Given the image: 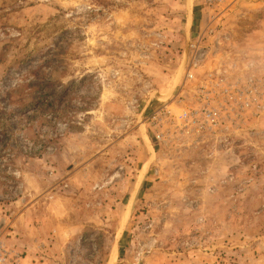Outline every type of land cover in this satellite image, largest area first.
I'll return each instance as SVG.
<instances>
[{"label":"rangeland","instance_id":"374dc122","mask_svg":"<svg viewBox=\"0 0 264 264\" xmlns=\"http://www.w3.org/2000/svg\"><path fill=\"white\" fill-rule=\"evenodd\" d=\"M0 264H264V0H0Z\"/></svg>","mask_w":264,"mask_h":264},{"label":"built area","instance_id":"2783aa9c","mask_svg":"<svg viewBox=\"0 0 264 264\" xmlns=\"http://www.w3.org/2000/svg\"><path fill=\"white\" fill-rule=\"evenodd\" d=\"M7 253L3 251L2 246L0 245V261L3 260V257L6 256Z\"/></svg>","mask_w":264,"mask_h":264}]
</instances>
